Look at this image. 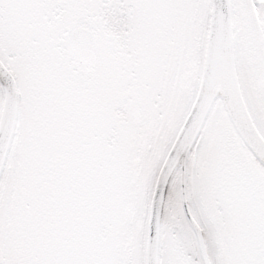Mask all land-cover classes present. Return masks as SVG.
<instances>
[{
  "label": "snow or ice",
  "instance_id": "6c2138e0",
  "mask_svg": "<svg viewBox=\"0 0 264 264\" xmlns=\"http://www.w3.org/2000/svg\"><path fill=\"white\" fill-rule=\"evenodd\" d=\"M0 264H264V0H0Z\"/></svg>",
  "mask_w": 264,
  "mask_h": 264
}]
</instances>
